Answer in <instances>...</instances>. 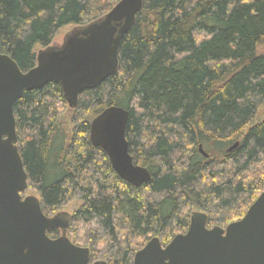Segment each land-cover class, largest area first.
I'll return each instance as SVG.
<instances>
[{
	"label": "trees",
	"instance_id": "1",
	"mask_svg": "<svg viewBox=\"0 0 264 264\" xmlns=\"http://www.w3.org/2000/svg\"><path fill=\"white\" fill-rule=\"evenodd\" d=\"M119 1L0 0V52L26 72L37 46ZM261 48L264 0H144L122 39L117 73L83 91L76 108L56 82L16 101L28 189L48 216L82 202L66 235L90 249L89 264H133L152 237L165 246L186 232L193 208L208 215V227L245 215L264 191V118L253 123L264 103ZM112 105L129 110L130 153L152 176L139 188L90 140L91 120ZM68 110L71 131L62 119Z\"/></svg>",
	"mask_w": 264,
	"mask_h": 264
},
{
	"label": "water",
	"instance_id": "2",
	"mask_svg": "<svg viewBox=\"0 0 264 264\" xmlns=\"http://www.w3.org/2000/svg\"><path fill=\"white\" fill-rule=\"evenodd\" d=\"M144 0H120L109 12L74 26L59 46L41 48L36 65L23 72L8 54L0 52V264H89L88 247L66 235L71 214L46 215L36 196H23L28 173L17 145L16 101L24 91L59 83L70 108L80 94L94 89L119 69V49ZM129 110L112 105L90 124V140L107 154L113 170L139 188L151 180L148 168L135 164L126 137ZM236 142L229 150L238 146ZM205 157L208 154L200 146ZM208 215L194 211L186 232L165 246L158 236L136 252L133 264H264V191L245 215L226 227H208ZM60 229L51 238L48 232ZM92 264H108L104 260Z\"/></svg>",
	"mask_w": 264,
	"mask_h": 264
},
{
	"label": "rangeland",
	"instance_id": "3",
	"mask_svg": "<svg viewBox=\"0 0 264 264\" xmlns=\"http://www.w3.org/2000/svg\"><path fill=\"white\" fill-rule=\"evenodd\" d=\"M74 27L73 24H69L66 25L64 27H62L56 34V36L54 37L53 43L51 45H55V46H59L63 43L65 36L67 35V33ZM41 49V47L37 46L36 47V52H38ZM262 49V48H261ZM264 50V48L262 49ZM264 118V103L260 106L257 116L254 118L253 123H258L259 121H261ZM65 127L67 128L68 131H71L72 128V123H71V111L68 110L66 111L64 117L62 118ZM36 196L39 198V194L33 190V189H28L27 191H25L23 193V196ZM82 204V202L80 200H72L70 201L67 205L64 206L63 209H61V211H66L69 212L70 214H73L75 212V210ZM193 211H199L195 208H193ZM211 228V227H210ZM62 233L60 231L59 236H61ZM98 260H102V259H98Z\"/></svg>",
	"mask_w": 264,
	"mask_h": 264
}]
</instances>
